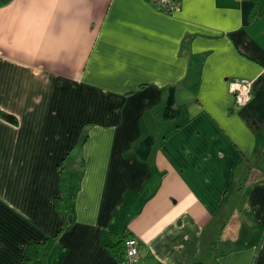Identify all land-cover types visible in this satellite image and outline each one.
I'll return each mask as SVG.
<instances>
[{
  "label": "crops",
  "instance_id": "obj_1",
  "mask_svg": "<svg viewBox=\"0 0 264 264\" xmlns=\"http://www.w3.org/2000/svg\"><path fill=\"white\" fill-rule=\"evenodd\" d=\"M252 4H0V109L18 120L0 117V264L58 231L48 264H123L110 247L127 233L139 264H264V0ZM232 77L252 80L244 105ZM244 173V208L223 224Z\"/></svg>",
  "mask_w": 264,
  "mask_h": 264
},
{
  "label": "trees",
  "instance_id": "obj_2",
  "mask_svg": "<svg viewBox=\"0 0 264 264\" xmlns=\"http://www.w3.org/2000/svg\"><path fill=\"white\" fill-rule=\"evenodd\" d=\"M6 0H0V4L4 3ZM253 4L250 10L249 15L252 16L253 12L256 10L258 6L259 0H252ZM185 46V44H184ZM0 117L11 123H17V117L11 113H8L2 109H0ZM82 136L78 143V146H82L87 137L86 127H84L82 131ZM247 173L240 177L234 187L226 192L225 200L222 206V217L223 224H225L230 218L232 212L234 210L242 211L244 208V204L247 199V194L245 192V184L247 181ZM53 204L56 210L62 209V197L56 196L53 200ZM59 231L47 236L43 240L39 241H31L26 245V248L18 262V264H48V258L56 244L57 238L59 236ZM220 231H217L212 239V249L215 247L216 243L219 240ZM124 235L117 238L116 242L110 247V250L114 256L117 257L118 260L123 259L124 254ZM212 264H218L217 262L212 261Z\"/></svg>",
  "mask_w": 264,
  "mask_h": 264
},
{
  "label": "built area",
  "instance_id": "obj_3",
  "mask_svg": "<svg viewBox=\"0 0 264 264\" xmlns=\"http://www.w3.org/2000/svg\"><path fill=\"white\" fill-rule=\"evenodd\" d=\"M160 9L168 13L177 11L180 0H149ZM252 80L244 77H232L229 79V91L234 97L236 105H244L251 98ZM141 259V242L133 233H127L124 239L123 264H139Z\"/></svg>",
  "mask_w": 264,
  "mask_h": 264
},
{
  "label": "rangeland",
  "instance_id": "obj_4",
  "mask_svg": "<svg viewBox=\"0 0 264 264\" xmlns=\"http://www.w3.org/2000/svg\"><path fill=\"white\" fill-rule=\"evenodd\" d=\"M83 133V132H82ZM82 133H81V136H82Z\"/></svg>",
  "mask_w": 264,
  "mask_h": 264
}]
</instances>
